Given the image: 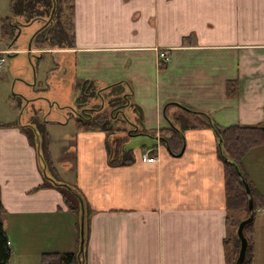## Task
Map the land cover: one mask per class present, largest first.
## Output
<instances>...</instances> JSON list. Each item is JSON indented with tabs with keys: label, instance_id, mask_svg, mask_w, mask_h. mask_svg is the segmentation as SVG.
I'll return each mask as SVG.
<instances>
[{
	"label": "crops",
	"instance_id": "1",
	"mask_svg": "<svg viewBox=\"0 0 264 264\" xmlns=\"http://www.w3.org/2000/svg\"><path fill=\"white\" fill-rule=\"evenodd\" d=\"M72 20L74 46L54 50L66 55L58 67L68 102L87 88L99 92L119 83L127 101L122 112L134 131L125 141L128 158L113 151V134L73 125L64 130L57 164L47 134L53 169L46 176L75 186L87 207L84 264H225L224 171L204 115L220 127L264 125V0H74ZM13 51L0 46L2 55ZM228 82L238 84L235 97L226 94ZM89 101L96 102L92 97L84 104ZM77 109H67L72 121ZM10 115L0 122V221L8 264L12 256L38 257L40 264L47 248L15 245L33 233L25 235L26 229L37 227L59 243L49 252L73 253L79 223L57 189H38L45 175L37 145L22 130L21 113ZM172 126L183 134L174 155L160 139ZM135 140L141 146L133 147ZM242 166L254 192L264 196V146L250 150ZM253 227L258 264L264 208Z\"/></svg>",
	"mask_w": 264,
	"mask_h": 264
},
{
	"label": "trees",
	"instance_id": "2",
	"mask_svg": "<svg viewBox=\"0 0 264 264\" xmlns=\"http://www.w3.org/2000/svg\"><path fill=\"white\" fill-rule=\"evenodd\" d=\"M10 15L0 18V38L11 41L15 38L23 24H31L32 22H40L41 27L35 31L32 36L31 45L41 50H60L71 49L74 46V33H73V14H74V0H10L9 2ZM18 18L22 19L19 23ZM50 19V20H49ZM49 20V21H48ZM48 21V23H46ZM14 22V25H13ZM23 23V24H22ZM21 25V26H20ZM1 41V40H0ZM108 90L109 94L116 96L108 100L111 107V113H102L95 115L93 108L90 110V115H77L75 118V128L79 132H104L107 135L113 134L115 131L116 121L119 117H124L123 112L120 110L125 108L127 101L121 99V87L118 84L107 86V88L97 91L96 97L105 101L104 96L101 95L102 91ZM94 90L87 88L80 98L85 97V100L92 98L88 93L93 94ZM238 92L237 82H228L226 84V94L229 97H235ZM112 93V94H111ZM118 96L120 98H118ZM94 97V96H93ZM128 97V96H127ZM78 99V101H80ZM127 100V98H126ZM123 101V103H122ZM85 102V101H84ZM138 115L139 109H135ZM141 117V115H140ZM207 118L210 128L213 130L218 144V158L222 162L224 171V190H225V206H226V223L228 226L233 225L238 228L241 220H234L233 213L242 212L249 216L248 211V197L245 190V183L250 189L253 200L254 212L259 208H264V196H259L254 192L251 184L249 183L242 166V160L248 152L254 148L264 146V125L244 126L233 125L228 127H220L214 124ZM26 131V135L31 144H36L34 135L37 136L40 144L39 130L27 131L28 126L21 127ZM135 128V126H134ZM134 131L132 130V133ZM161 142L166 145L172 155H174L173 148L176 150L181 149L183 142L182 131L177 130L175 127L169 131L161 132ZM150 136V135H149ZM47 141V138H46ZM121 145L116 146L115 152L122 153L124 156L130 154L124 151L125 141H119ZM126 158V157H125ZM39 164L45 171L53 169L51 160L47 153V142L43 150L40 145V158ZM125 165V163H122ZM53 181L45 178L43 185L38 189L55 188L62 195L63 202L71 214H73L79 222L80 215V201L77 194L80 195L79 190L73 186L65 184L57 178H52ZM67 185V186H66ZM81 196V195H80ZM82 197V196H81ZM85 207V242L84 251L87 239V221L88 212ZM4 210L0 204V218ZM230 214V215H229ZM254 220L246 224L243 228V236L247 242L245 258L242 264H254ZM78 241H79V226H78ZM79 247V246H78ZM224 259L225 264H235L240 249V241L236 235L229 233L223 241ZM78 248L72 252H45L40 256V264H79L76 258ZM10 259V250L7 246V239L2 230L0 221V264H8ZM84 260V254H83Z\"/></svg>",
	"mask_w": 264,
	"mask_h": 264
},
{
	"label": "rangeland",
	"instance_id": "3",
	"mask_svg": "<svg viewBox=\"0 0 264 264\" xmlns=\"http://www.w3.org/2000/svg\"><path fill=\"white\" fill-rule=\"evenodd\" d=\"M0 6H2L0 12L9 16V2L4 0ZM17 20L19 23L22 22L21 18H18ZM40 27L41 24L38 21L32 22L31 24H23L15 38L11 41L0 38L1 48L8 46V50H15L12 54H0V57L4 56L5 59V62L0 69V122L5 123L7 119L10 118L13 109L20 112V122L23 126L32 124L28 126V128H33L34 130L37 129L42 133V135L39 134L42 150L48 141V139L46 141V138L48 137L47 134L50 133L52 135L53 154L54 157H58L57 161H55L57 164V162L62 161L61 156L64 154L62 147L63 143L65 144V142L62 141L65 133L64 130H70L75 123V121H72L68 115V107H70V109L73 107L78 108V111L75 110L76 115H90L91 108L94 109L95 115L101 114V112L109 113L110 111L107 110V108H111L108 104L110 95L106 90L102 91L101 95H103L105 99V101L102 102L99 98L97 99L95 94L97 91L94 90V93L92 92L93 94L88 93L90 97L94 96L93 98L96 100L94 103L89 101L86 106L84 104L86 103L84 95V99H81L80 101L76 99L68 102L66 86L64 85L65 79L62 74L63 70H59V67L63 63L62 60L66 59V55L54 50L50 51V53H46L45 51L47 49H37L31 44L30 50L28 48L30 38ZM120 110L123 111L124 108ZM132 120L133 118L130 119V121ZM130 124L131 123L123 117L117 119L115 131L113 133L117 139H111V146L114 149L113 151H115L116 146L121 145L119 141H123L124 143V141H127V137L132 134L133 128L130 127ZM33 138L36 142H39L36 135H34ZM140 144V140H135L133 147L135 145L141 146ZM129 157L131 156L128 154V158ZM40 169L42 170L41 167ZM62 169L63 167L59 170L62 171ZM232 215L234 220L243 221L248 218V216L242 212H235ZM36 229L39 230L37 227L26 229L27 231H25V235L30 230L33 233H31L26 240L19 239L15 241V245L23 247V245L26 244L27 248H30L31 251L35 248H47V251L45 252H49L48 250L52 245L58 246L59 243L57 241L53 240L51 244V242L48 241L49 235L47 236L44 231L36 232ZM236 230L237 227L230 225L228 235L229 233L236 235ZM263 245L261 235L258 233L256 235V249L257 253H259L258 264H264ZM63 248L64 247H60L57 250H62ZM37 259L38 257H31V259L24 261L16 259V256H12L11 264H39Z\"/></svg>",
	"mask_w": 264,
	"mask_h": 264
},
{
	"label": "water",
	"instance_id": "4",
	"mask_svg": "<svg viewBox=\"0 0 264 264\" xmlns=\"http://www.w3.org/2000/svg\"><path fill=\"white\" fill-rule=\"evenodd\" d=\"M48 21L46 23H48ZM31 40L29 41V44H28L29 50H30V46H31L30 45ZM218 144H220V141ZM36 145H37V151H38V158H40V144H39V142H36ZM42 171L45 175V178L53 181L52 178H49L46 176L44 169H42ZM245 190H246V194L248 197L249 216L247 219L241 221L240 224L238 225V228H237V237L240 241V249H239L238 257L236 259L235 264H242L244 261L245 252H246V248H247V242L243 236V228L246 224L253 222L254 217H255L252 196L250 193V189L246 183H245ZM77 197L80 201V215H79V245H78L79 247H78V253L76 255V258L79 261V264H84L83 254H84V242H85V207H84V201H83L82 197L79 194H77Z\"/></svg>",
	"mask_w": 264,
	"mask_h": 264
},
{
	"label": "built area",
	"instance_id": "5",
	"mask_svg": "<svg viewBox=\"0 0 264 264\" xmlns=\"http://www.w3.org/2000/svg\"><path fill=\"white\" fill-rule=\"evenodd\" d=\"M159 57L163 63L167 62L169 60V56L166 52H160ZM4 63V57H0V66ZM148 153V151H147Z\"/></svg>",
	"mask_w": 264,
	"mask_h": 264
}]
</instances>
